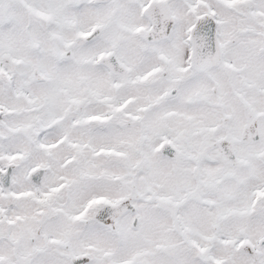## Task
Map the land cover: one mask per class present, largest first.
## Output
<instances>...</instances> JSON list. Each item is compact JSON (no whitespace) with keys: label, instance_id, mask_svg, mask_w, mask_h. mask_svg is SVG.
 I'll list each match as a JSON object with an SVG mask.
<instances>
[{"label":"snow or ice","instance_id":"1","mask_svg":"<svg viewBox=\"0 0 264 264\" xmlns=\"http://www.w3.org/2000/svg\"><path fill=\"white\" fill-rule=\"evenodd\" d=\"M0 264H264V0H0Z\"/></svg>","mask_w":264,"mask_h":264}]
</instances>
